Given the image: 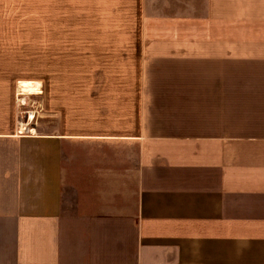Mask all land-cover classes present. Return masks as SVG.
I'll return each mask as SVG.
<instances>
[{"label": "crops", "instance_id": "crops-1", "mask_svg": "<svg viewBox=\"0 0 264 264\" xmlns=\"http://www.w3.org/2000/svg\"><path fill=\"white\" fill-rule=\"evenodd\" d=\"M106 3L139 7L132 73L0 63V264H264V0ZM37 6L65 48L67 0L0 24Z\"/></svg>", "mask_w": 264, "mask_h": 264}, {"label": "rangeland", "instance_id": "rangeland-1", "mask_svg": "<svg viewBox=\"0 0 264 264\" xmlns=\"http://www.w3.org/2000/svg\"><path fill=\"white\" fill-rule=\"evenodd\" d=\"M107 1L67 0L66 46L53 52L47 51L52 39L45 36L42 7H36L34 26L30 23L29 29L18 30L22 37L16 36L11 22L9 26L1 23L0 63L17 65L4 72L53 81L61 72L69 79L88 77L91 71L85 70V64L98 66V73L119 72L115 69L125 64L132 73L137 60L139 7ZM55 42L60 46L58 39Z\"/></svg>", "mask_w": 264, "mask_h": 264}, {"label": "built area", "instance_id": "built-area-1", "mask_svg": "<svg viewBox=\"0 0 264 264\" xmlns=\"http://www.w3.org/2000/svg\"><path fill=\"white\" fill-rule=\"evenodd\" d=\"M42 87V86H41ZM17 103L19 104V107L21 108V110L18 113V131L20 133H25L24 129H21L20 126V122H23L26 124V126H29V124L31 125V128L34 129L36 128V125H33V121L30 120V114H33V118H35V115H37V109H38V105L34 106L33 108L27 109L29 107V104H27V102L25 103L26 100H22L20 99V96L17 93ZM34 127V128H33ZM30 129L28 130L29 134L30 133ZM32 135V134H31Z\"/></svg>", "mask_w": 264, "mask_h": 264}, {"label": "bare ground", "instance_id": "bare-ground-1", "mask_svg": "<svg viewBox=\"0 0 264 264\" xmlns=\"http://www.w3.org/2000/svg\"><path fill=\"white\" fill-rule=\"evenodd\" d=\"M18 88H19V87H18ZM39 89H40V87H39ZM39 89H38L35 93H38V92H39ZM18 95L20 96L21 101L24 100V99L22 98L23 96L21 95V92H19ZM22 102H23V101H22ZM21 129H22V126H21Z\"/></svg>", "mask_w": 264, "mask_h": 264}]
</instances>
